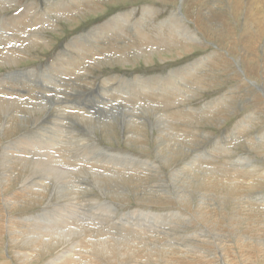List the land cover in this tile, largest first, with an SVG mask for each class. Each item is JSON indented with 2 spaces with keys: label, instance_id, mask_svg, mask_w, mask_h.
Segmentation results:
<instances>
[{
  "label": "rangeland",
  "instance_id": "1",
  "mask_svg": "<svg viewBox=\"0 0 264 264\" xmlns=\"http://www.w3.org/2000/svg\"><path fill=\"white\" fill-rule=\"evenodd\" d=\"M112 1L113 2L110 0H100L99 5L97 4L96 6L83 11L78 10L68 17L64 16L65 18L63 17V11H56L55 13V11L52 10L48 12V14L50 13L51 15L50 22L37 21L39 19L36 15H38L40 11L43 13L46 8H50L51 6V4L48 5V7L45 6L44 0H16L11 2V7L3 9V11L0 10V41L2 40L0 42V60L4 59V62H0V81L1 84L4 83L6 86V83H8L10 80L8 79L7 81V78L5 77L15 73L24 72L22 74L19 73L21 78L18 76L10 77H13V79L19 78L20 81L13 86L16 88V90L14 89L13 92H24V90L26 92L25 96H21L19 99H17L18 96L16 93L6 94L0 92V114L2 113L0 115V118H2L0 119V163L4 164V162H1L4 161V159L1 158L4 151H8L10 154V158L7 157L10 164H0V168L2 169L3 167V172L0 169V221L4 223V229L2 228L0 230V264H54V262H56L55 264H61L64 262L63 259L66 256L73 255L74 257H78L77 253L80 248L77 247L79 244V241L77 242V240H80L81 235L85 232L83 231V228L81 230L79 229L83 226V223L90 225L91 221H98L95 224L99 223V226L92 223L93 225L88 227L91 230H95V232L93 231L95 235L90 236L92 240H101V238H105V235L107 234V238L109 237L110 240L119 242L120 246L123 247L121 248V251H124V255L121 257L122 259H120V256L115 255L117 258H119H116V264H122L120 261L123 262V259H125L124 263H129L130 261V264L136 262L139 264H224L221 261L226 259L227 256V261L229 262L228 264H264V205L262 203L264 200V177H260V175H252L251 177H245L244 179L247 180L242 181L240 176V174L243 173L242 170L245 172L250 171L251 169H257V171L259 170V173H264V0ZM30 3H33V10L36 11H27L28 7L31 5ZM35 3L38 6H36ZM144 7L154 8V15L152 16L154 23L171 18L173 14V17H175L176 22L178 23L177 25H179L177 29L181 30V33L185 31L184 29H187L188 33L190 35H195L198 41L200 40V42H191V40L184 42L183 38L180 36L179 40L181 38L182 39L180 41L178 40L177 43L161 45L162 42L167 40L166 38H168L169 34H166L167 37L165 36L159 41L154 35H151V37L149 36V39L151 40L152 38L151 41H156L157 45L149 44L146 46L141 44L143 41H140L138 42L139 45L137 44L130 49L122 50L123 45L118 39L119 41L117 40L116 46L119 48V51L115 50L113 51L114 53H105V55H109V57L98 58V56H95L94 59H89V61L87 58L81 59V62L86 61V67L88 66L87 72L89 73H87L88 78L86 83L78 82L81 81V66L75 65L74 60L79 56L75 50H71L69 55L70 57L68 60L64 61L63 64H55L61 51L65 49L66 44H68L74 36L85 33L87 34L94 28V26L96 27L97 25L107 21L108 18L115 14L126 11L133 13V15L129 18V25L132 26V24L140 18L142 9ZM32 12L33 16L31 14ZM24 15L26 17L29 15L30 18H26ZM34 15L37 17V19H35L36 21L34 20L35 22L33 23ZM13 17L19 19L25 18L27 23L30 21L29 25L27 26L28 30L25 29L26 27L24 28L25 37L33 39L34 34H41V38L35 42V44L31 43V45H29L28 41H24L22 43L20 40L22 37H25L22 35L21 31L19 32L21 27L17 29V27H19V25H17L13 27L14 29H12V26H9L12 21L10 19ZM2 18H4V21ZM28 19H31L32 21ZM25 21L24 23H26ZM147 24H149V22H147ZM129 25L127 24V27L131 28ZM5 26L6 29L3 31ZM30 29L32 32H30ZM6 30H9V35ZM3 32L5 36L3 34L1 36V33ZM28 32L29 35L27 34ZM129 32L131 35L129 42L133 40L132 43L135 44V35L132 34V31ZM6 36L8 38H6ZM12 36L14 38H12ZM10 38L14 40L11 39L10 41ZM3 39L8 40L3 41ZM86 39L92 42L91 37L89 38V36H86ZM93 43L94 42H92V44ZM18 46L21 49H19ZM137 46L140 47L138 48ZM4 47L7 49V52L11 50L17 51L16 56L19 57L11 56V59L13 58L14 60H10V56H4L7 54ZM123 51L125 52L123 53ZM207 57L210 59H204V65L201 68L197 67L198 71H195L194 77L190 78V81L187 83L188 85H181L184 86V88L186 86V90H192L195 92L193 97L184 101V105L200 109L203 106L211 107L212 104H210V102L214 100L215 101L213 105H216L221 101L222 98H225L224 102L228 106L226 105L221 107V105H219L220 109L217 108L213 110L211 108L207 112L210 114L206 113L203 115L198 114L199 112H196V121H191L184 116H180L179 121H181L179 122L177 119L178 117L173 116V120H168L167 116V118L165 117L166 119H164L169 121L170 124L169 122H166L163 117L157 119L159 122H157V120L150 122V120H154V117L152 116L153 114L150 112V110H148L147 113L146 111L140 112V110L134 111L135 108L143 109L146 107L142 105V103L138 102L139 104L135 103L136 105H128V103L124 104V102H121L120 100L113 102L109 101L110 97L108 94L115 91L111 88L120 85L118 82L123 79H131L138 76H164L171 69H178L179 67H183L190 63H195L196 60ZM69 59L73 60V64L70 63V66H68V63L70 62ZM123 59L126 61L124 62ZM74 65L79 68L76 69L75 72L74 70H71V73H73L72 75H70L71 73H63L64 71L62 70H70L73 69L72 67L76 68ZM74 73L77 74V76H75ZM32 75L37 77H32ZM55 75L58 76L56 77ZM25 76L30 80L26 79ZM43 76L47 79L49 77V81H53L55 79L57 81V86L60 85L61 80H70V84H68L70 90L67 91L68 94H70L67 99L70 101H72V99L75 100V103H78L80 107L89 108V106L92 107L95 104L92 109H88L90 111L88 114H85L83 110L79 109H75L76 112L68 110V112L75 114L79 113L85 114L87 116L89 115L88 117L83 116V118L82 115L79 114L78 116H69V118H65L66 120L61 121L64 123L59 124V126H63L64 129L69 132V136L71 138L66 140L67 137L62 136L60 138V143L54 141L53 138H51V142L49 141L50 143L56 142L59 144V146L61 145V148L58 146L56 147L57 150L64 148L62 149V152L59 154L58 158L56 157L57 159H55L58 165L63 160L61 158L63 152L65 153V156L70 157L71 161L73 159L71 157L73 150L69 149L68 147L69 142L74 146L79 147L81 145V141L86 140L88 144L92 145L95 142L97 145L107 149L85 150V152L89 151V153H91L90 156H92V159L89 155H86L91 161L95 159L94 161L96 162L99 160L101 163L106 161L114 163L113 160L115 159L117 161L118 159L119 161H122V163L127 164L129 161L130 163L128 164L142 165L144 169L142 170L143 167L140 166L141 169L139 167L136 170L138 175L132 172L130 174V172H128L129 174L124 173V175L120 177L113 174L96 173V171H100L96 170V168H92L90 171L89 165L92 163H86V167L84 165H62L61 167L65 171L76 172V174H80L79 172H81L83 173V176L90 177L92 180L97 181L96 184H93L94 182L92 183V181L89 179H83V177H81L79 178L80 181L75 179L71 183L69 180L74 178L65 179L64 175L57 178L55 173V175H52V172L51 174H48V171L47 173L44 172L45 176H43L44 173H41L38 170L35 171V169H32L29 165L20 162L19 157L33 155L32 153L26 154L24 153L25 150H5V148L8 147L11 142L18 141L24 137V133H27L25 135L28 136L35 134L37 135L39 131L38 129L41 127V125L48 126L53 122V118L56 116L55 106L57 105L55 104H57L60 99H64V96H62L63 94L61 93L60 95L58 92L59 90L63 91V89L61 86H59L60 88L55 86L54 88L58 89L56 93H46L45 95L48 96V99H50H47V101H51L48 102L50 106L45 104L47 106L44 107V109L42 106L40 110V104L44 103L43 101H40L41 99L39 100L37 99L38 97L35 98L34 96H38L39 93L42 92L40 91L41 88V90H43L46 88L45 86H47V88L52 87L49 84L43 83V80H46V78L43 79ZM112 76H115L114 80L108 85L102 86L103 80L111 78ZM32 79L36 82L31 81ZM28 82L29 84L27 86L26 84ZM30 83L32 85H30ZM39 83H43V87L40 86ZM72 87L75 91H73ZM32 88L35 94L32 92ZM30 94L31 97L33 96L34 100L37 99L34 101V106L37 107L40 105V107H35V110L34 106H27L28 104H26V97H28ZM4 98L5 100H2ZM7 99L9 102H7ZM15 99L19 101H17V104L11 102V100L13 101ZM38 101H40V104ZM20 102H22L24 105ZM44 102L46 103V101ZM19 103L22 105H19ZM8 104L10 106L12 105L11 108ZM176 105L177 106L175 108L173 107L170 110L173 109V111L177 112L178 109L184 108L183 103L178 104L177 102ZM20 106H24V109L19 108ZM113 106L115 108L114 111L110 110V108H113ZM158 106H160V108ZM126 107H128V109H126ZM151 107L156 109L155 113L157 115H159L157 113L158 108L160 110H166L162 104L151 105ZM100 108H104V111L111 112L112 114L107 113L101 114L99 116L97 113H94L101 111L102 109ZM205 108L206 107H203V109ZM11 110H15V113H13ZM128 110L130 112H127ZM131 110L135 112V116L140 118L144 116V118H146L142 119L144 121H149V123L147 121L144 122L143 125L144 127L146 126L145 128L143 125H140L141 127H139L140 129L138 131L132 128V132L134 131L136 133L134 135L135 137L131 135V128L129 129L126 124H121V118H123V114H133ZM21 111L23 112L21 113ZM113 114H115V116H113ZM147 114H149L151 117L149 118ZM13 115H16L17 117H13ZM20 115L22 119H20ZM24 117L25 119H23ZM16 118L17 120H20L17 121ZM251 119L253 120L252 122ZM74 121L78 123L76 124ZM93 122L95 123L92 124ZM105 122L108 123L105 124ZM85 123L87 125H95L91 127L93 134L87 133V127ZM146 123H148L149 126ZM171 123L176 128H172L173 125ZM182 123L187 124L182 126ZM10 124H15L13 125L15 127L13 128V126ZM153 124L154 126H152ZM78 125H83L84 127H80ZM98 125L99 127H97ZM72 126H75V132L77 134L79 133L81 137H84L82 140L80 136L74 135L72 133V129H70ZM162 126L163 128H168L170 130H167L168 132L164 131L163 135H166L165 137L167 138H171L172 141L168 142L170 148L169 146L162 144L163 147L165 146V148H163V150H159L160 142L158 140V135L160 134L157 128H162ZM170 128H172L174 132L175 130L177 131L175 133L176 135L174 134L173 136L174 132ZM239 128H243V130L241 129L240 134L237 133V129ZM58 131L59 132L57 134L63 135L60 133L62 129H59ZM179 132H183L184 136ZM4 134L6 136H4ZM168 134H170V136H168ZM177 134L179 135L177 136ZM36 140H38V138ZM33 141L35 142V140ZM33 141L31 142L34 143ZM16 147L17 146H15V148ZM221 149L226 151H222ZM129 155L131 159L129 158ZM196 155L199 157L197 156L196 158ZM208 156H210V158H206L205 161V157ZM15 157L16 161L14 159ZM162 157H164V159ZM194 157L196 159H202V161L196 160V162L200 161L197 163V165ZM211 158L213 160H211ZM207 159L210 160L207 161ZM144 160L146 164L145 162H142ZM135 161L137 163L139 161L141 162H139L140 164H137ZM203 161L205 162L202 164ZM149 162L152 163L149 165ZM192 162L195 164V166L192 164ZM70 163L72 164L74 162ZM153 163L155 166H157V169L155 170H151ZM220 165L221 167H224L225 165L227 170L232 167V171L225 170V172H229V174L227 175V173H225L223 175L224 170L221 171ZM5 166L6 168H4ZM7 166L11 168L8 170ZM189 166H191L190 169ZM193 166L194 168H192ZM252 166H255L254 169ZM212 167L215 170L212 169ZM206 168L212 170L209 171ZM237 169H240L238 173L236 172ZM144 170L147 171L145 172ZM181 170L182 178L179 176V172H181ZM196 170H199V172ZM202 170H207V172H203ZM233 171H235V173ZM257 171L255 174H257ZM100 172H102V170ZM173 172H175V174H173ZM189 172L193 173L190 174ZM194 172L196 173L197 177L196 175H193L195 174ZM205 173H207L206 175L209 174V177H206ZM50 175L53 178H51ZM186 175L189 179L183 177ZM232 175L236 176L233 178L231 177ZM173 176L175 177L173 178ZM199 177L200 179L198 181ZM185 178L187 180H185ZM195 179H197V182ZM37 180L42 181L43 183L45 182L44 184L42 183L45 185L44 189L42 188V184H39V186L35 185ZM123 180H125V183ZM192 181L194 182L193 184ZM228 181L229 184L227 186ZM99 182L104 184L101 183L100 185L98 184ZM222 182H224L225 185ZM183 183H190L191 185L189 184V187L187 184L183 186ZM175 184L177 185L174 186ZM70 188H73L76 193H71L73 190ZM68 190L71 191L69 192ZM66 193H70V198ZM169 193L176 196L174 197L171 195V197L169 196ZM64 194L67 197H65ZM223 197L225 199H223ZM242 197L245 198L242 199ZM244 200L248 201L249 203L246 202V204ZM64 201H66V204L63 203ZM86 207L88 208L87 210ZM108 207L111 208L109 209ZM57 208L58 210H56ZM71 208L75 210H72ZM76 208L78 210H76ZM204 213L206 215H204ZM93 217L96 219L94 220ZM51 218H53V222L51 221ZM67 218H69L70 221L67 220ZM60 220H62V223L59 225L58 222H60ZM88 220H90V223ZM69 222H74L75 224L71 225ZM113 222H115L117 225H115ZM65 224L69 226L71 225L72 227L77 225L75 233L66 239H63L62 236L59 237V235L56 234L51 235L52 232L60 233L61 226ZM45 225H47V227ZM77 227H79V229ZM99 228L101 230H98ZM67 229L68 228L66 227V230ZM107 230L110 231L108 232ZM105 231H107V233ZM42 238L43 241L40 240ZM53 238L56 240L54 241ZM209 240L210 245L206 246ZM260 240L262 242L261 244H259ZM128 242L131 246L128 244ZM213 242L214 244L212 245ZM216 242L219 243L218 246L221 248L223 247L222 245L225 246V257L223 256L219 259L218 257L214 256L216 260L214 259L211 262L210 259L216 250ZM40 244L43 246H40ZM131 247H134V250ZM84 250L87 251L86 249ZM61 254H64L65 256H61ZM87 254L89 257L83 259L85 264H109V259L105 256V254L100 255L101 257H96L95 255L90 257V253ZM130 254L132 256H130ZM246 257H248V259ZM70 260L73 264H78L76 259ZM79 264H81V261Z\"/></svg>",
  "mask_w": 264,
  "mask_h": 264
},
{
  "label": "bare ground",
  "instance_id": "2",
  "mask_svg": "<svg viewBox=\"0 0 264 264\" xmlns=\"http://www.w3.org/2000/svg\"><path fill=\"white\" fill-rule=\"evenodd\" d=\"M13 1H16V0H0V10L1 11H3V9H6V8H9V7H11V2H13ZM99 1L100 0H44V3H45V6H47L48 7V5H50L51 4V6H50V8L48 7V8H46L45 6V8H46V10L43 12V13H41V11H40V15L38 14V15H36L37 17H38V19L39 20H37V21H39V22H47V21H51V15H50V13L48 14V12H50V11H52V10H54L55 11V13H56V11H63L64 13H63V17L64 16H70L71 14H73L74 12H77L78 10H85V9H89V8H91V7H93V6H96L97 4L99 5ZM111 2H113L112 0H110ZM55 3V4H54ZM31 5H30V7H28V9H27V11L28 12H31L32 10H33V3H30ZM13 5V4H12ZM35 5L36 6H38L36 3H35ZM34 5V6H35ZM26 8V7H25ZM53 8V9H52ZM36 9H39V8H36ZM33 11H36V10H33ZM79 11V12H80ZM156 11V10H155ZM28 12H27V14H28ZM36 13V12H35ZM60 13V12H59ZM23 14V13H22ZM32 14V16H33V12L31 13ZM58 14V13H57ZM76 14V13H75ZM30 15V14H29ZM29 15H27V17H29L30 18V16ZM34 15V19H33V23L36 21L35 19H37V17ZM133 15V13L132 12H129V11H126V12H123V13H119V14H115V15H113V16H111L110 18H108V20L107 21H105V22H103V23H101V24H99V25H97L96 27L94 26V28L92 29V30H90L87 34L85 33V34H80V35H77V36H74L71 40H70V42L68 43V44H66V47H65V49H63L62 51H61V53L59 54V57H57L58 58V60L55 62V64H63L64 63V61H66V60H68V58L70 57L69 55H70V53H71V50H75L76 51V53L79 55L78 56V58H76L74 61H75V65L76 66H81L80 67V70H81V81H78V82H80V83H86L87 82V73H89V72H87L88 71V66L86 67V61H82L81 62V59H85V58H87V60L89 61V59L91 60V59H94L95 58V56H98V58L99 57H109V55L107 56V55H105V53H108L109 54V52L111 53V52H113V51H119V48L116 46V42H117V40L119 39L120 41H121V43H122V50L123 49H130V48H132L134 45L136 46L137 44H138V42H140V41H143L141 44H144V45H149V44H151V45H157V43H156V41H151L152 40V38H151V40L149 39V36L151 37V35H154L155 37H156V39L159 41L160 39H162V38H164L165 36H166V34H169V36H168V38H166L167 40L165 41V42H162V43H164V44H162L161 43V45H165V44H169V43H177V41L179 40V37L181 36L182 38H183V40H184V42L185 41H187V40H191V42L192 41H198V39L196 38V36L195 35H190L189 33H188V31H187V29H184L183 31L184 32H182L181 33V30H179V29H177L178 27H179V25H177L178 23L176 22V19H175V17H173V14H172V17L171 18H167V19H164V20H161V21H158V22H156V23H154L153 22V20H152V16L154 15V8H151V7H144L143 9H142V13H141V16H140V18L138 19V20H136L133 24H132V26L131 25H129V23H130V20H129V18L131 17ZM2 16V15H1ZM25 16V15H24ZM32 16H31V18H32ZM59 16V15H58ZM61 16V15H60ZM73 16V15H72ZM26 17V16H25ZM26 17V18H27ZM21 18V17H20ZM65 18V17H64ZM3 19V21H4V18H2ZM8 19H10V18H8ZM15 19V20H14ZM10 20H12L11 21V23H10V25L9 26H12V29H14L13 27H15V26H17V25H19V27H17V29H19L20 27H21V29H19V32L21 31V33H22V35L25 37V34H24V32H25V29L26 30H28L27 29V26L29 25V22L27 23V21H25V18H21V19H19V18H15V17H13V18H11ZM28 20H31V19H28ZM35 20V21H34ZM184 20V19H183ZM24 21L26 22V23H24ZM32 21V20H31ZM53 21V20H52ZM57 21V20H56ZM38 22V23H39ZM147 22H149V24H147ZM181 22V21H180ZM2 23V22H1ZM43 24V23H42ZM46 24V23H45ZM47 24H49V23H47ZM127 24L129 25V26H131V28H129V27H127ZM33 25V24H32ZM36 25V24H35ZM8 26V25H7ZM37 26H40V25H37ZM42 26V25H41ZM48 26V25H47ZM52 26V25H51ZM26 27V28H25ZM46 27V26H45ZM25 28V29H24ZM31 28V27H30ZM34 28V27H33ZM4 29H6V26H5V28H3V31H4ZM41 29V28H40ZM10 30H11V28H10ZM123 30H124V32H123ZM7 32H8V35H9V30H6ZM18 31V30H17ZM129 31H132L133 33L132 34H134L135 35V40H136V43L135 44H133L132 42H133V40L131 41V42H129L130 41V37H131V35H130V32ZM2 32V31H1ZM7 32H6V34H7ZM14 32H15V30H14ZM30 32H32V30L30 29ZM2 34L4 35V32L3 33H1V36H2ZM11 34V33H10ZM17 35H19L18 33H16ZM28 35H29V32L27 33ZM39 34V33H38ZM194 34V33H193ZM12 35V34H11ZM11 35H10V37H11ZM14 35V34H13ZM41 35V34H40ZM40 35H36V34H34L33 36H34V38L32 39H30L29 37H25V38H21V42L23 43L24 41H28V44L29 45H31V43H33V44H35V42H37L40 38H41V36ZM5 36V35H4ZM16 36V35H15ZM86 36H89V38L91 37V39H92V42H94L93 44H92V42L91 41H89L88 39H86ZM154 36H152V37H154ZM167 37V36H166ZM6 38H8L7 36H6ZM12 38H14L13 36H12ZM12 38H10V41H11V39ZM181 38V39H182ZM19 39H20V37H19ZM19 39H18V41H19ZM27 39V40H26ZM126 39V40H125ZM180 39V40H181ZM6 40H8V39H6ZM6 40H4L3 39V41H6ZM12 40H14V39H12ZM43 40H44V38H43ZM118 40V41H119ZM154 40V39H153ZM179 40V41H180ZM2 41V40H1ZM0 41V42H1ZM149 41H151V42H149ZM8 42V41H7ZM16 42H17V38H16ZM43 42V41H42ZM198 42H200V40L198 41ZM8 43H10V42H8ZM7 43V44H8ZM12 43V42H11ZM6 44V43H5ZM15 44V43H14ZM14 44H13V46H14ZM39 44V43H38ZM182 44V43H181ZM16 45H17V43H16ZM15 45V46H16ZM19 45H20V43H19ZM24 45V44H23ZM139 45V44H138ZM160 45V44H159ZM1 46V45H0ZM21 46V45H20ZM7 47V46H6ZM8 47H9V45H8ZM19 47V46H18ZM138 47V46H137ZM140 47V46H139ZM138 47V48H139ZM5 48V47H4ZM23 48V47H22ZM170 48V47H169ZM6 49V48H5ZM11 49H13V48H11ZM10 49V50H11ZM15 49H17V48H15ZM19 49H21L20 47H19ZM186 49V48H185ZM26 50V49H25ZM4 51V50H3ZM6 51V55H4V56H6V57H9L10 56V60H12L11 59V56L12 57H15L16 56V52L17 51H9V48H8V51L9 52H7V49L5 50ZM125 51H123V53H124ZM127 52V51H126ZM1 53V52H0ZM3 53V52H2ZM75 53V52H74ZM114 53V52H113ZM117 53V52H116ZM122 53V52H121ZM138 53V52H137ZM4 54V53H3ZM29 54V53H28ZM120 54V53H119ZM128 54V53H127ZM134 54V53H133ZM141 54V53H140ZM2 55V54H1ZM8 55V56H7ZM22 55V54H21ZM113 56H115L114 54H112ZM112 55H111V57H112ZM126 55V54H125ZM57 56V55H56ZM214 56H215V54H214ZM220 56V55H219ZM3 57V56H2ZM16 57H19V56H16ZM77 57V56H76ZM23 58V57H22ZM72 58V57H71ZM127 58H128V56H127ZM149 58V57H148ZM2 59V58H1ZM8 59V58H7ZM18 59V58H17ZM73 59V58H72ZM118 59V58H117ZM137 59V58H136ZM204 59H210L209 57H207V58H202V59H200V60H196L195 61V63H190V64H188V65H185V66H183V67H179L178 69H171V70H169L168 71V73L166 74V75H164V76H160V75H153V76H147V77H143V76H138V77H133V78H131V79H123V80H121V81H119L118 83H120V85H118L117 87H112L111 89L112 90H115L114 92H112V93H110V94H108V96L110 97V99H109V101H111V102H113V101H123L124 102V104H127L128 103V105L129 104H135V103H138V102H140V103H142V105H144V106H146V107H144L143 109L142 108H138V109H134V111L135 110H140V112L141 111H146V113H147V111L148 110H150V112H152V116L154 117V120L152 119V121L150 120V122H154V121H156L158 118H160V117H163V119L166 117L167 118V116H168V120H173V118L174 117H178L177 119H178V121H179V119H180V116H184V117H186L188 120H191V121H196L195 119H196V112H199L198 114H206L211 108H212V110L213 109H217V108H219L220 106L219 105H221V107H223V106H226L227 104H225V102H224V99L225 98H222L221 99V101L219 102V103H217L216 105H213L214 104V101H212V102H210V104H212L211 105V107L210 106H203V107H206L205 109H203V107L202 108H200V109H197V108H192V107H189V106H186V105H184L185 103H184V101H186V100H188V99H190L191 97H193L194 96V94H195V92L194 91H188V90H186L185 88H186V86H185V88H184V86H181V85H186L187 83H188V81H190V78H193L194 77V74H195V71H198V69H197V67H199V68H201L203 65H204ZM4 60V59H3ZM3 60H0V62L2 61V62H4ZM9 60V59H8ZM14 60V59H13ZM19 60V59H18ZM70 60V59H69ZM220 60V59H219ZM22 61V60H21ZM112 61V60H111ZM114 61V60H113ZM122 61V60H121ZM123 61L125 62L126 60H124L123 59ZM146 61V60H145ZM15 62V61H14ZM78 62V63H77ZM95 62V61H94ZM98 62V61H97ZM147 62V61H146ZM207 62V61H206ZM12 63V62H11ZM17 63V62H16ZM22 63V62H21ZM70 63H72L73 64V60H70V62L68 63V66H70L69 64ZM92 63V62H91ZM1 64H5V63H1ZM14 64V63H13ZM74 65V66H75ZM88 65V64H87ZM207 65V64H206ZM209 65V64H208ZM58 66V65H57ZM72 66V65H71ZM75 66V67H76ZM61 67V66H60ZM49 68V67H48ZM63 68V67H62ZM68 68V67H67ZM73 69H70V70H68V69H65V70H62V71H64L63 73L64 74H70L72 71L71 70H74V72H75V70L76 69H78L79 67H76V68H74V67H72ZM90 68V67H89ZM59 69V68H58ZM203 69V68H202ZM31 70H33V69H31ZM34 71V70H33ZM45 71V70H44ZM61 71V70H60ZM59 71V72H60ZM36 72V71H35ZM20 74H22V73H24V72H19ZM19 73H15V74H12V75H9V76H7V77H5V78H7V81H8V79L11 81H9L8 83H6V86L4 85V83L3 84H1V81H0V92H3V93H6V94H17V99H19L21 96H25V94H26V92H25V90H24V92L22 91H15V92H13L14 91V89L16 90V88L15 87H13L14 85H16V83L17 82H20L19 81V78H16V79H13V77H10V76H18V77H20V74ZM52 73H53V71H52ZM83 73V74H82ZM201 73V72H200ZM204 73V72H203ZM4 74V73H3ZM27 74V73H26ZM62 74V73H61ZM73 73H71L70 75H72ZM51 75V74H50ZM52 75H54V74H52ZM63 75V74H62ZM74 75L75 76H77V74H75L74 73ZM73 75V76H74ZM33 76H35V75H32V77ZM56 76V75H55ZM58 76V75H57ZM56 76V77H57ZM61 76V75H60ZM64 76V75H63ZM26 77V76H25ZM35 77H37V76H35ZM70 77V76H69ZM79 77V76H78ZM21 78V77H20ZM44 78H46V77H44L43 76V79ZM62 78V77H61ZM76 78V77H75ZM114 78H115V76H112L111 78H107V79H104L103 80V84H102V86H105V85H108L111 81H113L114 80ZM4 79V78H3ZM26 79H28L27 77H26ZM48 79H49V77H48ZM47 78H46V80L44 79L43 80V83H46V84H49V85H51L52 87H50V88H47V86H45L46 88L45 89H43V90H41L40 89V91H42L41 93H39V95L38 96H34L35 98L36 97H38L37 99H41L40 101L42 102L43 101V103L44 104H40V101H38L39 102V104L41 105V107H40V105L39 106H37V107H40L39 109L41 110V108H42V106H43V109H44V107H46L47 105H49L48 104V102H51V101H47V99H48V96H46L45 94L46 93H49V92H54V93H56V91H58V89L57 88H60L59 86H61V88L63 89V91H60L59 90V92L58 93H60V95H61V93L63 94L62 96H64V99H60L58 102H57V104H55V105H57V106H55V108H56V116L53 118V122L52 123H50L51 125H48V126H44V125H41V127L38 129L39 131H38V136L35 134V135H31V136H28V135H25V134H27V133H24L23 134V136L24 137H22L21 139H19L18 141H15V142H11L9 145H8V147H6L5 148V150H25V152L24 153H26V154H33V155H27L26 157H19V159H20V162L21 163H24V164H27V165H29L32 169H35V171L36 170H38V171H40L41 173H44V172H46L47 173V171L49 172L48 174H51V172H52V175L55 173L56 174V176H57V178L58 177H62L63 175H64V178L65 179H69V178H74V179H72V180H69V181H71V183L73 182V180H75V179H77L78 181H80V179L79 178H81V177H83V179L84 178H87V179H89L90 181H92V183L93 184H96V182L97 181H94V180H92L90 177H87V176H83V173H81V172H79L80 174H76V172H69V171H65V170H63L62 169V165H68V164H70V165H72V166H78V165H86V163H92L91 165H89V169H90V171H91V169L92 168H96V170H102V172H100V171H96V173H103V174H113V175H118V176H120V177H122V175H124V173H128V172H130V174H131V172L132 173H135V174H137V169L140 167V166H142V165H136V164H128V163H130L128 160V163L126 164V163H122V161H119L118 159H117V161L114 159L113 161H114V163H111L110 161H106V162H103V163H101L99 160H98V162H96V161H91L89 158H88V156H86V155H91V153H89V151L88 152H85V150H107L106 148H103V147H101V146H99V145H97L95 142L91 145V144H88L87 143V141L86 140H82L84 137H81L80 135H79V133L77 134L75 131H76V128H75V126H72L70 129H72V133L74 134V135H77V136H80L81 137V145L79 146V147H76V146H74L72 143H70L69 142V144L68 143H66V144H68V147H69V149H71V150H73V154L71 155V154H69V155H71V157L73 158L72 159V161H71V159H70V157H68V156H65L64 154V152L62 153V155H61V158L63 159L62 161H61V163L58 165L57 164V162H56V160L55 159H57L58 158V156H59V154L62 152V149H64V148H62L61 150H57L56 149V147L58 146L59 148H61L60 146H59V144L58 143H56V142H59L60 143V141H61V137L62 136H65V137H67L66 138V140L68 139V138H71L70 136H69V132L68 131H66L65 129H64V127L63 126H59V124L60 123H64V122H61V121H63V120H66L67 118H69V116H78V114H75V113H71V112H68V110H71V111H73V112H76L75 111V109H79V110H83V112L85 113V114H88L90 111L88 110L89 108L90 109H92V107L93 106H95V104L91 107V106H89V108H83V107H80L79 106V104L78 103H75V100H73L72 99V101H70V100H68L67 98H68V96H69V94H68V90H70V88L68 87V84H70L69 82H70V80H61L60 82V85L59 86H57V81L54 79L53 81H49ZM51 79H52V77H51ZM58 79V78H57ZM68 79V78H67ZM80 79V78H79ZM121 79V78H120ZM5 80V79H4ZM28 80H30V79H28ZM59 80V79H58ZM72 80V79H71ZM75 80V79H74ZM73 80V81H74ZM78 80V79H77ZM31 81H34V82H36L35 80H31ZM38 81V80H37ZM194 81V80H193ZM30 82V81H29ZM29 82L26 84L27 86H28V84H29ZM33 82V83H34ZM40 82V81H39ZM77 82V83H78ZM199 82V81H198ZM23 84H25L24 82H22ZM43 83H39V85L40 86H42L43 87ZM73 83V82H72ZM71 83V84H72ZM21 84V83H20ZM35 84H38V83H35ZM34 84V85H35ZM58 84H59V82H58ZM74 84V83H73ZM30 85H32L31 83H30ZM39 85H38V87H39ZM188 85V84H187ZM18 86H19V84H18ZM23 86V85H22ZM25 86V85H24ZM36 86V85H35ZM55 86H57V88H54ZM76 86V85H75ZM75 86H73V87H75ZM79 86V85H78ZM84 86V85H83ZM20 87H21V85H20ZM19 87V88H20ZM37 87V86H36ZM71 87V86H70ZM72 87V88H73ZM109 87V86H108ZM111 87V86H110ZM25 88V87H24ZM30 88V87H29ZM80 88V87H79ZM79 88H78V90H79ZM106 88H107V86H106ZM25 89H27V88H25ZM35 89V88H34ZM39 89V88H38ZM128 91H126V90ZM188 89V88H187ZM191 89V88H190ZM194 89V88H193ZM29 90V89H28ZM31 90H33V88L31 89ZM36 90V89H35ZM77 90V91H78ZM105 90V89H104ZM27 91V90H26ZM30 91V90H29ZM28 91V92H29ZM37 91V90H36ZM73 91H75L74 90V88H73ZM32 92H34V90L32 91ZM44 92V93H43ZM70 92H72V91H70ZM111 92V91H110ZM31 93V92H30ZM33 94V93H32ZM34 94H35V92H34ZM38 94V93H37ZM53 94V93H52ZM197 94V93H196ZM50 95H51V93H50ZM57 95V94H56ZM73 95V94H72ZM103 95H106V94H103ZM7 96V95H6ZM5 96V97H6ZM12 96V95H11ZM52 96V95H51ZM71 96V95H70ZM10 97V96H9ZM107 97V96H106ZM2 98V97H1ZM27 98V100H26V104H28L27 106H29V105H32V106H34L35 105V100H37V99H33V96L31 97V94L28 96V97H26ZM53 98V97H52ZM11 99V98H10ZM13 99V98H12ZM2 100H5V98L4 99H2ZM8 100V99H7ZM6 100V101H7ZM48 100H50V99H48ZM52 100V99H51ZM56 100H57V98H56ZM227 100V99H226ZM225 100V101H226ZM18 100H11V102L12 103H18L17 102ZM44 101H46V103L44 102ZM7 102H9V100L7 101ZM10 102V103H11ZM37 102V101H36ZM100 102V101H99ZM177 102H178V104L179 103H183V107L184 108H181V109H178V111L176 112V111H173V109L172 110H170L171 108H175L177 105ZM20 103H22V102H20ZM19 103V105H22V104H20ZM54 103V102H53ZM105 103V102H104ZM108 103V102H107ZM106 103V104H107ZM6 104V103H5ZM15 104V105H16ZM45 104H47V105H45ZM51 104V103H50ZM109 104V103H108ZM122 104V103H121ZM139 104V103H138ZM151 104V105H155V104H158V105H160V104H162V106L166 109V110H164V109H162V110H160L159 108H160V106H158L159 108H158V110H157V113L159 114V115H157L156 113H155V111H156V109L155 108H153V107H151V105L149 106V105ZM2 105V104H1ZM9 105V104H8ZM14 105V106H15ZM18 105V106H19ZM24 105V104H23ZM52 105V104H51ZM82 105V104H81ZM115 105V104H114ZM136 105V104H135ZM4 106V105H3ZM5 106H7V105H5ZM10 106V105H9ZM12 106V105H11ZM11 106H10V108H11ZM26 106V105H25ZM50 106V105H49ZM107 106V105H106ZM109 106V105H108ZM228 106V105H227ZM17 107V106H16ZM16 107H14V108H16ZM35 107L36 106H34V110H35ZM36 107V108H37ZM53 107H54V105H53ZM118 107H119V105H118ZM130 107V106H129ZM140 107V106H139ZM179 107V106H178ZM177 107V108H178ZM0 108H1V106H0ZM19 108H22V109H24V106L23 107H19ZM19 108H18V110H19ZM48 108V107H47ZM124 108V107H123ZM25 109H26V107H25ZM42 109V110H43ZM50 109V108H49ZM94 109V108H93ZM100 109H102V108H100ZM104 109V108H103ZM101 110V111H99V112H94V113H97L99 116L101 115V114H107V113H111V112H106V111H104V110ZM118 109V108H117ZM126 109H128V107H126ZM126 109H124V110H126ZM220 109V108H219ZM4 110H5V108H4ZM10 110V109H9ZM33 110V111H34ZM46 110H48V109H46ZM95 110V109H94ZM110 110H112V111H114L115 110V108H114V106H113V108H110ZM211 110V111H212ZM0 111H1V109H0ZM13 113H15L13 110H11ZM10 111V113L12 114V112ZM25 111V110H24ZM78 111V110H77ZM92 111V110H91ZM119 111H121V110H119ZM123 111V110H122ZM170 111H173V112H170ZM5 112V111H4ZM16 112H18V111H16ZM20 112V111H19ZM23 111H21V113H22ZM27 112V111H26ZM115 112H117V111H115ZM127 112H130L129 110L127 111ZM126 112V113H127ZM131 112H133V110H131ZM9 113V112H8ZM93 113V112H92ZM93 113V114H94ZM120 113V112H119ZM134 113L135 112H133V114H123V118H121V124L123 123V124H126L127 126H128V128L130 129L131 128V132H132V128L133 129H136L137 131L140 129L139 127H141L140 125H143L144 124V122H148L149 123V121L148 120H143V119H145L144 118V116H142V118H140V117H138V116H135L134 115ZM149 113V112H148ZM2 114V113H1ZM0 114V115H1ZM5 114V113H4ZM3 114V115H4ZM20 114V113H19ZM85 114H79V115H82V117L83 116H86V117H88L87 115H85ZM112 114V113H111ZM151 114V113H150ZM169 114H171V115H169ZM207 114H210V113H207ZM3 115H2V117H3ZM8 115V114H7ZM7 115H6V118H7ZM10 115V114H9ZM16 115H18V114H16ZM15 115V116H16ZM24 115V114H23ZM90 115H92V114H90ZM95 115V114H94ZM137 115V114H136ZM143 115H144V113H143ZM148 116H149V114H147ZM12 116V115H11ZM14 115H13V117H15ZM25 116V115H24ZM105 116V115H104ZM113 116H115V114H113ZM118 116V115H117ZM116 116V117H117ZM174 116V117H173ZM10 117V116H9ZM8 117V118H9ZM17 117V116H16ZM67 117V118H66ZM106 117V116H105ZM111 117V116H110ZM120 117H121V115H120ZM151 116H149V118H150ZM152 117V118H153ZM183 117V118H184ZM205 117H206V115H205ZM204 117V118H205ZM252 117V116H251ZM4 118V117H3ZM6 118H5V120H6ZM66 118V119H65ZM72 118H74V117H72ZM84 118V117H83ZM101 118H103V117H101ZM118 118V117H117ZM165 118V119H166ZM0 119H2V118H0ZM20 119H22V117H21V115H20ZM20 119H18V120H20ZM23 119H25V117L23 118ZM71 119V118H70ZM162 119V118H161ZM160 119V120H161ZM164 119V120H165ZM218 119V118H217ZM224 119V118H223ZM254 119V118H253ZM8 120V119H7ZM16 120H17V118H16ZM17 120V121H18ZM81 120V119H80ZM85 120V119H84ZM90 120V119H89ZM96 120V119H95ZM115 120V119H114ZM137 120H139V121H137ZM68 121V120H67ZM83 121V120H82ZM98 121V120H97ZM105 121V120H104ZM117 121V120H116ZM166 121V120H165ZM181 121V120H180ZM179 121V122H180ZM184 121H187V120H184ZM184 121H182V122H184ZM253 120L251 119V122H252ZM3 122V121H2ZM7 122V121H6ZM10 122V121H9ZM20 122V121H19ZM24 122H25V120H24ZM27 122V121H26ZM29 122V121H28ZM75 122V121H74ZM157 122H159L158 120H157ZM161 122H163V121H161ZM166 122H169V121H166ZM189 122V121H188ZM221 122V121H220ZM11 123H13V122H11ZM76 123V122H75ZM78 123V122H77ZM76 123V124H77ZM91 123V122H90ZM95 122H93L92 124H94ZM98 123V122H97ZM106 123H108V122H105V124ZM112 123V122H111ZM148 123H146V124H148ZM190 123V122H189ZM2 124V123H1ZM86 124V123H85ZM92 124H90V125H87L86 124V127H87V129H86V131H87V133H92V131H91V127L92 126H95V125H92ZM155 124V123H154ZM154 124L152 125V126H154ZM159 124V123H158ZM166 124V123H165ZM169 124H170V122H169ZM169 124H167V125H169ZM172 124V123H171ZM187 123H182V126L183 125H186ZM11 126H13V125H15V124H10ZM108 125H110V124H108ZM107 125V126H108ZM125 125V126H126ZM173 125V124H172ZM242 125H243V123H242ZM78 126H80V125H78ZM81 126H83V125H81ZM80 126V127H81ZM101 126H103V125H101ZM106 126V125H105ZM124 126V127H125ZM148 126H149V124H148ZM160 126V125H159ZM246 126H247V124H246ZM248 126H249V124H248ZM6 127V126H5ZM15 126H13V128H14ZM84 127V126H83ZM97 127H99V125L97 126ZM143 127H144V125H143ZM146 127V126H145ZM144 127V128H145ZM165 127H166V125H165ZM171 127V126H170ZM173 127H175L174 125L172 126V128ZM1 128H3V127H1ZM8 128H9V126H8ZM12 128V127H11ZM96 128V127H95ZM127 128V127H126ZM150 128V127H149ZM172 128H170V129H172ZM176 128V127H175ZM174 128V129H175ZM247 128V127H246ZM59 129H62V131L60 132V133H62L63 135H59V134H57L59 131ZM94 129V128H93ZM180 129V128H179ZM241 129L243 130V128H239V129H237V133L238 134H240L241 133ZM5 130V129H4ZM135 130V131H136ZM157 130L159 131V134L160 135H158L159 136V138H158V140H159V150H163V148H165V146L163 147V145L162 144H165L166 146H169V148H170V145H169V143L168 142H170V141H172L171 140V138H167V137H165L166 135H163V132L164 131H170L168 128H163V126H162V128H157ZM173 130V129H172ZM182 130V129H181ZM3 131V130H2ZM23 131V130H22ZM85 131V132H86ZM142 131V130H141ZM147 131V130H146ZM167 131V132H168ZM173 132H174V130H173ZM177 131L175 130V132L173 133V136H174V134L176 133ZM194 132V131H193ZM169 133H171V132H169ZM179 133H181L182 135H183V132H179ZM235 133V132H234ZM7 134V133H6ZM93 134V133H92ZM136 133L133 131L132 132V134L131 135H135ZM51 135V136H50ZM52 135H55V136H52ZM130 135V134H129ZM176 135V134H175ZM179 134H177V136H178ZM4 136H6L5 134H4ZM87 136V135H86ZM139 136V135H138ZM168 136H170V134H168ZM172 136V135H171ZM176 136V137H177ZM181 136V135H180ZM184 136V135H183ZM194 136V135H193ZM49 137H50V140H49ZM135 137V136H134ZM141 137H142V134H141ZM186 137V136H185ZM38 138V140H36ZM51 138H53V140L54 141H56L55 143H50L52 140H51ZM173 138V137H172ZM175 139V138H174ZM194 139V138H193ZM33 140H35V142L33 141ZM65 140V139H64ZM63 140V141H64ZM31 141H33L34 143H32ZM50 141V142H49ZM175 141H177V140H175ZM37 142V143H36ZM68 142V141H67ZM65 143V142H64ZM92 143V142H91ZM172 143V142H171ZM173 143H174V140H173ZM176 143V142H175ZM216 143V142H215ZM35 144V145H34ZM172 145V144H171ZM181 145V144H180ZM224 145V144H223ZM229 145V144H228ZM7 146V145H6ZM15 146H17L16 148H15ZM161 146H162V148H161ZM65 147V146H64ZM176 147V146H175ZM174 147V148H175ZM181 147H183V146H181ZM67 148V147H66ZM220 148V147H219ZM222 148V147H221ZM227 148V147H226ZM225 148V149H226ZM255 148V147H254ZM56 149V150H55ZM176 149V148H175ZM32 150H34V151H32ZM74 150H75V153H74ZM164 150H166V149H164ZM218 150H220V149H218ZM222 151L224 150V149H221ZM173 151V150H172ZM224 151H226V150H224ZM51 152H52V156H51ZM92 152V151H91ZM168 152V151H167ZM93 154H94V152H93ZM118 154V153H117ZM0 155H1V153H0ZM12 155V154H11ZM123 155V154H122ZM121 155V156H122ZM124 155H126V154H124ZM128 155V154H127ZM159 155V154H158ZM201 155V154H200ZM24 156V155H23ZM86 156V157H85ZM117 156V155H116ZM115 156V157H116ZM197 156L198 155H196V158H197ZM7 157L8 158H10V154L8 153V151H4V153H3V156L1 157V158H3L4 159V161H1V162H4V164L6 165V164H8L9 163V161H8V159H7ZM18 157V156H17ZM57 157V158H56ZM91 157V159H92V156H90ZM113 157H114V155H113ZM168 157V156H167ZM166 157V158H167ZM199 157V156H198ZM12 158V157H11ZM129 158H130V155H129ZM163 159H164V157H162ZM195 158V157H194ZM195 158V162H196V160H201L202 161V159H196ZM206 158H210V156H208V157H205V161H206ZM213 158V157H212ZM211 158V160H213ZM2 159V160H3ZM15 159V161H16V157L14 158ZM131 159V158H130ZM138 159V158H137ZM6 160V161H5ZM12 160H13V158H12ZM97 160V159H96ZM122 160H123V157H122ZM168 160V159H167ZM208 160H210V159H207V161ZM133 161V160H132ZM165 161H166V159H165ZM205 161H203L202 162V164L205 162ZM70 162H74V163H70ZM136 162V161H135ZM139 162H141V161H139ZM137 163V164H140V163ZM143 163L145 162V160L144 161H142ZM200 162V161H199ZM199 162H196V164L197 163H199ZM210 162V161H209ZM121 163V164H120ZM131 163H133V162H131ZM148 163V162H147ZM150 163H152V162H149V165H150ZM0 164H2V163H0ZM4 164H2V165H4ZM10 164V163H9ZM145 164H146V162H145ZM192 164L195 166V164L192 162ZM191 164V165H192ZM201 164V163H200ZM201 164V165H202ZM206 164V163H205ZM226 164H228V163H226ZM188 165V164H187ZM198 165V164H197ZM196 165V166H197ZM216 165V164H215ZM223 165V164H222ZM229 165V164H228ZM231 165V164H230ZM233 165V164H232ZM9 166H11V165H9ZM9 166H7V168H8V170H9V168H11V167H9ZM159 166V165H158ZM194 166L192 167V168H194ZM213 166V165H212ZM219 166V165H218ZM234 166V165H233ZM21 167V166H20ZM86 167V166H85ZM143 167V166H142ZM150 167V166H149ZM152 167V169L151 170H155V169H157V166H155L154 165V163H153V165L151 166ZM190 167L191 166H189V169H190ZM198 167V166H197ZM200 167H202V166H200ZM210 167V166H209ZM216 167V166H215ZM220 167H221V165H220ZM219 167V168H220ZM230 167V166H229ZM254 167L255 166H252V168L254 169ZM4 168H6V166L4 167ZM75 168V167H74ZM80 168V167H79ZM191 168V169H192ZM218 168V169H219ZM227 167L224 165V167L222 166L221 167V171L222 170H224V172H223V175L225 174V173H227V175L229 174V172H225V170H227L226 169ZM232 168V167H231ZM228 169L227 171H232V169ZM1 169V168H0ZM15 169V168H14ZM78 169V168H77ZM85 169H87V168H85ZM140 169H141V167H140ZM144 169V167L142 168V170ZM147 169V168H146ZM150 169H149V171H150ZM185 169H187V168H185ZM206 169H208V168H206ZM212 169H214L213 167H212ZM212 169H210V170H212ZM217 169V170H218ZM2 172H3V167H2ZM16 170V169H15ZM193 170V169H192ZM199 170H200V168H199ZM199 170H196V171H198L199 172ZM209 170V169H208ZM209 170V171H210ZM215 170V169H214ZM34 171V170H33ZM94 171V170H93ZM139 171V170H138ZM145 171V170H144ZM144 171H142V172H144ZM147 171V170H146ZM145 171V172H146ZM184 171V170H183ZM187 171V170H186ZM191 171V170H190ZM195 171V170H194ZM203 172H207V170H202ZM208 171V172H209ZM219 171V170H218ZM240 171V169H237L236 170V172L238 173ZM256 171H257V169H255V170H250V171H245L244 172V170H242V172L243 173H241L240 174V176H241V180L242 181H244V180H247V179H244L245 177H248V176H252V175H260V177H264V173L263 172H261V173H259V170L257 171V174H255L256 173ZM5 172V171H4ZM140 172V171H139ZM176 172H177V170H176ZM234 173H235V171H233ZM141 173V172H140ZM139 173V174H140ZM150 173V172H149ZM156 173V172H155ZM181 173H182V170H181V172H179V176H181ZM190 173V172H189ZM189 173H188V176H189ZM191 173H193V172H191ZM190 173V174H191ZM195 173V172H194ZM201 173V172H200ZM209 173H211V172H209ZM214 173V172H213ZM9 174V173H8ZM54 174V175H55ZM129 174V173H128ZM134 174V175H135ZM173 174H175V172H173ZM184 174V173H183ZM186 174V173H185ZM202 174V173H201ZM207 173H205V176L207 177H209V174L208 175H206ZM250 174V175H249ZM1 175V174H0ZM43 175V174H42ZM133 175V176H134ZM138 175V174H137ZM161 175V174H160ZM193 175H196V173L195 174H193ZM203 175H204V173H203ZM214 175V174H213ZM221 175H222V173H221ZM222 175V176H223ZM239 175V174H238ZM6 176V175H5ZM43 176H45V173H44V175ZM46 176H48V175H46ZM204 176V177H205ZM236 176V175H235ZM235 176H231V177H235ZM10 177V176H9ZM50 177L51 178H53L51 175H50ZM135 177V176H134ZM142 177V176H141ZM144 177V176H143ZM175 176H173V178H174ZM183 177H186V178H188L187 177V175L186 176H183ZM193 177V176H192ZM196 177H197V175H196ZM214 177V176H213ZM237 177H239V176H237ZM236 177V178H237ZM55 178V177H54ZM172 178V179H173ZM178 178V177H177ZM181 178H182V176H181ZM185 178V180H187ZM191 178V177H190ZM229 178V177H228ZM259 178V177H258ZM47 179H49V178H47ZM144 179H146V178H144ZM180 179V178H179ZM178 179V180H179ZM189 179V178H188ZM199 179H200V177L198 178V181H199ZM222 179V178H221ZM239 179V178H238ZM182 180H184V179H182ZM191 180V179H190ZM196 180V182H197V179H195ZM205 180V179H204ZM210 180V179H209ZM228 180V179H227ZM240 180V181H241ZM1 181H3V180H1ZM8 181V180H7ZM86 181H88V180H86ZM124 181V183H125V180H123ZM211 181V180H210ZM233 181V180H232ZM6 182V181H5ZM180 182V181H179ZM183 182V181H182ZM188 182H189V180H188ZM209 182V181H208ZM2 183H4V182H2ZM1 183V184H2ZM43 182L42 181H36V183H35V185H37V186H39V184H42ZM45 183V182H44ZM43 183V184H44ZM101 183L102 182H99L98 184H100L101 185ZM191 183V182H190ZM189 183V184H190ZM194 182L192 181V184H193ZM221 183V182H220ZM219 183V184H220ZM222 183H224V182H222ZM42 184V188L44 189L45 188V185H43ZM102 184H104V183H102ZM185 184H187V183H185ZM184 183H183V186L185 185ZM189 184H187V186L189 187ZM196 184V183H195ZM199 184V183H198ZM201 184V183H200ZM204 184H205V182H204ZM228 184H229V181H228V183H227V186H228ZM232 184V183H231ZM235 184V183H234ZM250 184V183H249ZM33 185V184H32ZM177 184H175L174 186H176ZM191 185V184H190ZM224 185H225V183H224ZM243 185V184H242ZM222 186V185H221ZM230 186V185H229ZM252 186H253V183H252ZM95 187V186H94ZM103 187V186H102ZM169 187V186H168ZM236 187V186H235ZM67 188V187H66ZM179 188V187H178ZM237 188H238V186H237ZM236 188V189H237ZM71 190H73V192L71 191V193H73V194H75L76 193V191L73 189V188H70ZM104 189V188H103ZM180 189V188H179ZM178 189V190H179ZM243 189V188H242ZM62 190H64V189H62ZM229 190V189H228ZM69 191V190H68ZM69 191V192H70ZM184 193V192H183ZM202 193V192H201ZM200 193V194H201ZM67 194V193H66ZM72 194V195H73ZM206 194V193H205ZM204 194V195H205ZM68 196H69V198H70V193L69 194H67ZM172 194H170L169 193V196H171ZM180 195V194H179ZM189 195V194H188ZM207 195V194H206ZM211 195V194H210ZM63 196V195H62ZM64 196L65 197H67L65 194H64ZM172 196H174V195H172ZM171 196V197H172ZM176 196V195H175ZM174 196V197H175ZM184 196V195H183ZM223 196V195H222ZM225 196V195H224ZM239 196V195H238ZM237 196V197H238ZM243 196V195H242ZM178 197V196H177ZM182 198V197H181ZM233 198V197H232ZM231 198V199H232ZM235 198V197H234ZM240 198H241V196H240ZM245 198V197H244ZM243 197H242V199H244ZM247 198V197H246ZM173 199V198H172ZM178 199V198H177ZM203 199V198H202ZM223 199H225L224 197H223ZM228 199V198H227ZM226 199V200H227ZM68 200V199H67ZM171 200V199H170ZM234 200V199H233ZM236 200V199H235ZM246 200V199H245ZM244 200V201H245ZM248 200V199H247ZM175 201V200H174ZM178 201H179V199H178ZM221 201V200H220ZM223 201V200H222ZM248 201H250V200H248ZM248 201H245V203L246 202H248ZM173 202V201H172ZM236 202V201H235ZM64 204H66V201H64L63 202ZM68 203V202H67ZM203 203V202H202ZM242 203V202H241ZM249 203V202H248ZM263 205H264V200H263ZM4 204V203H3ZM235 204V203H234ZM244 204V203H243ZM247 204V203H246ZM238 205V204H237ZM81 206V205H80ZM203 206V205H202ZM240 206V205H239ZM239 206H237V207H239ZM103 207H105V206H103ZM242 207V206H241ZM240 207V208H241ZM244 207V206H243ZM74 208V207H73ZM109 209L111 208V207H108ZM246 208V207H245ZM72 209V208H71ZM88 208L86 207V210H87ZM90 209V208H89ZM56 210H58V208L56 209ZM72 210H75V209H72ZM76 210H78L77 208H76ZM247 210V209H246ZM245 210V211H246ZM60 211V210H59ZM61 211H63V210H61ZM89 211V210H88ZM112 211V210H111ZM244 211V210H243ZM249 211V210H248ZM79 213V212H78ZM85 214V213H84ZM158 214V213H157ZM1 215V214H0ZM61 215V214H60ZM126 215V214H125ZM204 215H206L205 213H204ZM84 216V215H83ZM161 216V215H160ZM181 216V215H180ZM58 217V216H57ZM199 217V216H198ZM198 217H196V218H198ZM239 217V216H238ZM43 218H45V217H43ZM61 218V217H60ZM90 218V217H89ZM94 218V217H93ZM92 218V219H93ZM162 218V217H161ZM32 219V218H31ZM39 219V218H38ZM55 219V218H54ZM57 219V218H56ZM91 219V220H92ZM96 218H94V220H95ZM204 219V218H203ZM238 219V218H237ZM6 220V219H5ZM8 220V219H7ZM27 220V219H26ZM29 220H30V218H29ZM48 220V219H47ZM53 220V218H51V221ZM67 220H69V218H67ZM45 221V220H44ZM70 221V220H69ZM89 221V223H90V220H88ZM101 221V220H100ZM156 221V220H155ZM184 221V220H183ZM199 221V220H198ZM9 222V221H8ZM40 222V221H39ZM47 222V221H46ZM53 222V221H52ZM80 222H82V221H80ZM96 222H98V221H91V224L90 225H93L92 223H96ZM157 222V221H156ZM59 223V225H60V223H62V220H60V222H58ZM70 223V222H69ZM113 223H115V222H113ZM161 223V222H160ZM47 224V223H46ZM71 225H73V224H75L74 222H71L70 223ZM209 224V223H208ZM51 225V224H50ZM69 226V225H63V226H61V228H60V233H54V232H52L51 233V235H53V234H56V235H59V237L60 236H62V238L63 239H66L67 237H69V236H71L73 233H75V229H76V226H74V227H72V226ZM89 224H85V223H83V226L79 229V227H77L79 230H81L82 228H83V231H85L82 235H81V238H80V240H77V242L79 241V244L77 245V247L78 248H80L79 249V251H78V257H74L73 255H70V256H66V257H64V259H63V261L64 262H60L61 264H66V263H71V264H73L72 263V261L70 260V259H76L77 260V262H78V264H79V262L81 261V264H85L84 262H83V259H85V258H88L89 256H88V254L87 253H90L89 255H90V257L91 256H96V257H98V256H100V255H104L105 254V256L109 259L108 260V263L109 264H116V260L117 259H119V258H117L115 255H118V256H120V259H122L121 257L124 255V251H121V248H123L122 246H120V243L119 242H116V241H113V240H110V238L108 237L107 238V234L105 235V238L103 237V238H101V240H92L91 239V237L90 236H93V235H95L94 234V232H95V230H91V229H89L88 227L90 226ZM95 225H98L99 226V223L98 224H95ZM113 225V224H112ZM115 225H117L116 223H115ZM114 225V226H115ZM156 225V224H155ZM10 226H12V225H10ZM35 226V225H34ZM44 226V225H43ZM46 227H47V225H45ZM123 226V225H122ZM128 226V225H127ZM205 226V225H204ZM49 227V226H48ZM53 227V226H52ZM58 227V226H57ZM60 227V226H59ZM66 227L68 228L67 230H66ZM91 227V226H90ZM93 227V226H92ZM100 227H102V226H100ZM107 227H110V226H107ZM4 229V223H2V221H0V230L1 229ZM95 228V227H94ZM9 229V228H8ZM8 229H7V231H8ZM35 229V228H34ZM77 229V230H78ZM96 229V228H95ZM108 229H110V228H108ZM113 229V228H112ZM121 229V228H120ZM10 230V229H9ZM16 230V229H15ZM57 230V229H56ZM97 230V229H96ZM98 230H101L100 228L98 229ZM11 231V230H10ZM17 231V230H16ZM50 231V230H49ZM59 231V230H58ZM94 231V232H93ZM108 231V230H107ZM107 231H105L106 233H107ZM110 231V230H109ZM108 231V232H109ZM143 231V230H142ZM206 231V230H205ZM102 232H103V230H102ZM10 233V232H9ZM101 233V232H100ZM111 233V232H110ZM96 234H97V232H96ZM105 234V233H104ZM103 234V235H104ZM43 235V234H42ZM101 235V234H100ZM199 235V234H198ZM197 235V236H198ZM205 235V234H204ZM44 236V235H43ZM42 236V237H43ZM47 236V235H46ZM221 236V235H220ZM38 237V236H37ZM59 237H58V239H59ZM120 237V236H119ZM199 237V236H198ZM223 237V236H222ZM44 238V237H43ZM43 238L42 239H40V240H42L43 241ZM45 238H47V237H45ZM55 238V237H54ZM53 238V239H54ZM197 238V237H196ZM52 239V238H51ZM198 239V238H197ZM201 239V238H200ZM203 239V238H202ZM214 239V238H213ZM36 240V239H35ZM56 239H54V241H55ZM193 240V239H192ZM194 240H196V239H194ZM212 240V239H211ZM220 240H221V238H220ZM249 240V239H248ZM37 241H39V240H37ZM52 241V240H51ZM50 241V242H51ZM59 241V240H58ZM120 241V240H119ZM122 241V240H121ZM200 241V240H199ZM203 241H204V239H203ZM207 241V240H206ZM27 242V241H26ZM46 242H47V240H46ZM76 242V241H75ZM76 242V243H77ZM127 242V241H126ZM132 242V241H131ZM257 242V241H256ZM264 242V241H263ZM199 243V242H198ZM262 242H261V240H260V243L259 244H261ZM45 244H48V243H45ZM54 244V243H53ZM73 244V243H72ZM127 244V243H126ZM128 244H129V242H128ZM178 244H180V243H178ZM204 244V243H203ZM214 244V242L212 243V245ZM218 244L219 243H217L216 242V244H215V248H216V250H215V252H214V254H213V256L211 257V262L215 259V257H218L219 259L220 258H222L225 254H224V251H225V246L224 245H222L223 247L221 248V247H219L218 246ZM125 245V244H124ZM130 245V244H129ZM134 245V244H133ZM182 245H184V244H182ZM208 245H210V240H209V242H207V245L206 246H208ZM220 245H221V242H220ZM257 245H258V243H257ZM39 246V245H38ZM40 246H43V245H41L40 244ZM131 246V245H130ZM137 246V245H136ZM181 246V245H180ZM47 247H48V245H47ZM76 247V246H75ZM76 247V248H77ZM172 247V246H171ZM190 247V246H189ZM193 247V246H192ZM263 247V246H262ZM40 248V247H39ZM132 249L134 248V247H131ZM195 248V247H194ZM198 248H199V246H198ZM84 249H86L87 251H85ZM130 249V248H129ZM138 249V248H137ZM176 249V248H175ZM122 250H124V249H122ZM126 250V249H125ZM134 250V249H133ZM190 250V249H189ZM132 251V250H131ZM131 251H129V252H131ZM135 251H137V250H135ZM210 251V250H209ZM125 252H128V251H125ZM211 252H212V250H211ZM133 253V252H132ZM128 254V253H127ZM193 254V253H192ZM191 254V255H192ZM210 254V253H209ZM29 255H31V254H29ZM148 255V254H147ZM197 255V254H196ZM33 256V255H32ZM61 256H65L64 254H61ZM104 256V257H105ZM128 256V255H127ZM126 256V257H127ZM130 256H132L131 254H130ZM215 256V257H214ZM101 257V256H100ZM129 257V256H128ZM210 257V256H209ZM208 257V258H209ZM225 257V256H224ZM117 258V259H116ZM124 258V257H123ZM193 258V257H192ZM197 258V257H196ZM228 256L226 257V259H224L223 261H221V262H223L224 264H228L229 262L227 261L228 259ZM247 259H248V257H246ZM201 259V258H200ZM100 260V259H99ZM98 260V261H99ZM124 260L125 259H123V262L122 261H120L122 264H130V261H129V263H124ZM128 260V259H127ZM126 260V261H127ZM209 260V261H210ZM216 260V259H215ZM226 260V261H225ZM88 261V260H87ZM243 261H245V260H243ZM205 262V261H204ZM210 262V263H211ZM220 262V263H221ZM56 262H54V264H55ZM59 263V262H58ZM105 264H107V263H105ZM132 264H139L138 262H136V263H132ZM209 264V263H208Z\"/></svg>",
  "mask_w": 264,
  "mask_h": 264
}]
</instances>
